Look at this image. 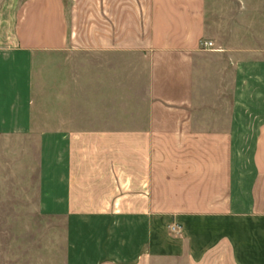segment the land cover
Instances as JSON below:
<instances>
[{
    "label": "crops",
    "instance_id": "obj_1",
    "mask_svg": "<svg viewBox=\"0 0 264 264\" xmlns=\"http://www.w3.org/2000/svg\"><path fill=\"white\" fill-rule=\"evenodd\" d=\"M29 189L0 264H264V0H0V207Z\"/></svg>",
    "mask_w": 264,
    "mask_h": 264
},
{
    "label": "rangeland",
    "instance_id": "obj_2",
    "mask_svg": "<svg viewBox=\"0 0 264 264\" xmlns=\"http://www.w3.org/2000/svg\"><path fill=\"white\" fill-rule=\"evenodd\" d=\"M11 196H8V198H13V199H20L16 202H18V206H4V207H0V214H6V215H10V214H19V215H24V216H30V215H34L36 214L34 208L31 206V201L30 199L32 198V193H31V190L29 189L28 192H23V191H19V192H10L9 193ZM3 198H5V196H3ZM17 224H9V223H5V222H2L0 221V231L1 230H5V228H10L11 227V230L12 231H15L13 230L15 227H16ZM25 226L27 225H33L32 223L31 224H24ZM39 228H40V249L42 250V247H46L47 246V237H46V229L45 227H47V223L45 222H39ZM60 226V227H58ZM62 226L63 225H58L57 224V230H62ZM28 239V240H26ZM7 240L1 238V235H0V246L4 243V246L5 243H6ZM30 237L28 238H25V243H24V247L27 248V247H30L32 245V243H30ZM14 242V240H12V243ZM11 245V244H10ZM15 243L12 244V246H14ZM3 246V245H2ZM45 256H43L42 254L40 255V258H41V262L43 261V258ZM1 261V260H0Z\"/></svg>",
    "mask_w": 264,
    "mask_h": 264
},
{
    "label": "built area",
    "instance_id": "obj_3",
    "mask_svg": "<svg viewBox=\"0 0 264 264\" xmlns=\"http://www.w3.org/2000/svg\"><path fill=\"white\" fill-rule=\"evenodd\" d=\"M204 45L206 46H212V43L211 42H205Z\"/></svg>",
    "mask_w": 264,
    "mask_h": 264
}]
</instances>
